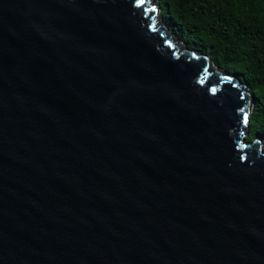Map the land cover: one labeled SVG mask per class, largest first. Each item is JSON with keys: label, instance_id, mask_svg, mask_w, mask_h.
Masks as SVG:
<instances>
[{"label": "water", "instance_id": "water-1", "mask_svg": "<svg viewBox=\"0 0 264 264\" xmlns=\"http://www.w3.org/2000/svg\"><path fill=\"white\" fill-rule=\"evenodd\" d=\"M155 1L0 0V264H264L255 100Z\"/></svg>", "mask_w": 264, "mask_h": 264}, {"label": "trees", "instance_id": "trees-1", "mask_svg": "<svg viewBox=\"0 0 264 264\" xmlns=\"http://www.w3.org/2000/svg\"><path fill=\"white\" fill-rule=\"evenodd\" d=\"M155 2L177 38L248 86L255 106L247 140L264 143V0Z\"/></svg>", "mask_w": 264, "mask_h": 264}, {"label": "snow or ice", "instance_id": "snow-or-ice-1", "mask_svg": "<svg viewBox=\"0 0 264 264\" xmlns=\"http://www.w3.org/2000/svg\"><path fill=\"white\" fill-rule=\"evenodd\" d=\"M245 120H247V116L245 115Z\"/></svg>", "mask_w": 264, "mask_h": 264}, {"label": "rangeland", "instance_id": "rangeland-1", "mask_svg": "<svg viewBox=\"0 0 264 264\" xmlns=\"http://www.w3.org/2000/svg\"><path fill=\"white\" fill-rule=\"evenodd\" d=\"M161 12V11H160Z\"/></svg>", "mask_w": 264, "mask_h": 264}]
</instances>
